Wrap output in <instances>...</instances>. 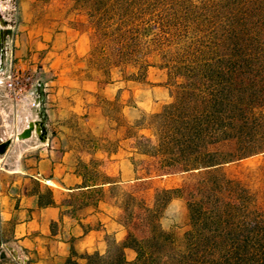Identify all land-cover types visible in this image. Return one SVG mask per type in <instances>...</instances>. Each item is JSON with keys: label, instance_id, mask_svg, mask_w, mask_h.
Instances as JSON below:
<instances>
[{"label": "trees", "instance_id": "16d2710c", "mask_svg": "<svg viewBox=\"0 0 264 264\" xmlns=\"http://www.w3.org/2000/svg\"><path fill=\"white\" fill-rule=\"evenodd\" d=\"M75 1L94 30L85 59L89 79L108 83L117 75L149 84L153 54L160 55L159 66L169 77L185 78L174 81L173 100L158 112L147 113L129 101L134 114L122 123L128 137L144 138L141 129L152 131L153 140L137 139L135 147L157 158L166 173H194L181 185L157 190L152 207L101 171L89 176L108 184V191L122 190L128 206L136 201L138 222L148 234L139 237L127 229L122 240H106L105 253L76 255L86 264H264V207L254 192L220 171L224 164L264 152V0ZM101 99L116 102L124 117L122 104ZM98 140L89 132L92 147L101 146ZM221 142L232 148L211 149ZM50 195L46 189L43 203H54ZM175 199L184 201L187 212L181 235L163 222ZM127 250L134 252L132 259Z\"/></svg>", "mask_w": 264, "mask_h": 264}, {"label": "rangeland", "instance_id": "374dc122", "mask_svg": "<svg viewBox=\"0 0 264 264\" xmlns=\"http://www.w3.org/2000/svg\"><path fill=\"white\" fill-rule=\"evenodd\" d=\"M81 7V4L75 0H0V55L2 57L0 79L2 72L8 68L12 60L16 65L33 73L43 83L37 91L39 104L36 107H30L26 103H15L6 96L2 84H0V100L14 106L16 112H19L20 116L17 119L22 125L27 121L42 122L47 136L54 133L52 124L62 119L55 111L56 107L49 105L55 103L52 97L47 96L49 93L47 89L51 88V84H48L50 80L55 78V73L59 72L78 78L89 77V68H86L85 59L93 44L94 30L89 26L86 14ZM81 33L87 37L84 42L87 52L83 56H78L73 43ZM149 61L152 63L147 72L149 84L140 85L115 75L114 80L123 81L125 84L120 90L121 93L113 94L108 88L89 92V100L98 105H104L110 116V119H106L104 134L98 140V144L108 149L111 154L119 150L118 146L128 148L131 143L135 144L137 139L153 140L152 131L149 129H141L138 132L144 138H138L135 135L128 139L122 122L125 117L126 120H131L134 114L128 110L129 101L147 113L158 112L164 104L173 100L174 81L177 83L185 81L182 75L169 77L168 70L159 66L161 61L159 54L151 55ZM99 84L102 87L107 86L105 82ZM102 97L115 99L125 106L122 110L125 113L124 117L116 106V102L103 103ZM63 120L69 128L61 133L62 147H73L77 151V157L80 155L85 157V150L89 151L92 144H89V131L83 124V117L69 114L63 117ZM29 124L30 122L25 129ZM42 135L40 131H34V143L9 144L6 152H1L5 149L0 145V264H74V260L65 261L54 257L47 263H37L41 257L30 255L29 251L13 238L12 220H5L7 213L13 211V206L17 204L19 195L27 191L34 192L37 189L38 181L29 177L27 173H33L40 148L48 147L41 144L39 136ZM231 148L230 142L211 146L213 150H230ZM84 159L75 157L73 162H77L78 170L86 174L88 179L89 176L93 177L95 173L101 171L100 163ZM134 164L136 170L142 174L140 176H148V178L137 182L127 180L117 186L131 193L137 200L141 199L147 207L153 206L157 190L181 185L194 175L193 172L166 173L164 169H161L159 160L154 157L137 160ZM123 168L127 169V163L123 164ZM220 171L230 178L238 179L254 192L259 204L264 207V152L224 164L220 167ZM120 189L104 190L103 193H97L98 195L93 194V199L98 197L105 201L109 213L120 222L124 230L121 239H117L112 232L106 234L105 244L106 240L111 238L116 241L122 240L127 234V229L139 237L148 234L146 226L138 222L141 210L137 207L136 201L128 206ZM165 212L167 215V218L163 220L165 226H171L178 235H181L187 227L184 201L173 200L166 207ZM123 223L127 226L125 227ZM126 256L132 259L134 252L127 250Z\"/></svg>", "mask_w": 264, "mask_h": 264}, {"label": "crops", "instance_id": "0c3cea01", "mask_svg": "<svg viewBox=\"0 0 264 264\" xmlns=\"http://www.w3.org/2000/svg\"><path fill=\"white\" fill-rule=\"evenodd\" d=\"M86 38L81 33L73 43L78 56L87 52L84 47ZM99 83L101 82L89 77L78 78L63 72L55 73V78L48 83L51 88L47 89V96L55 100L54 104L49 105L56 107L55 111L62 119L52 124L54 133L49 136L45 134L46 128L42 122L27 121L22 125L17 119L20 115L14 106L0 100V145L5 149L1 152H6L9 144L34 143L33 132L37 130L43 133L39 136L41 144L48 146L45 149L40 148L33 173H27L38 181L37 189L19 195L13 211H9L5 217L7 221L12 220L13 238L17 239L30 255L41 257L37 263H47L54 257L65 261L70 258L79 264H86L85 259L76 253L97 251L103 254L106 251V234L112 232L117 239L124 235L123 226L111 216L105 201L98 197L93 199V194L96 195L98 189L107 190L108 184L95 183L88 179L86 174L78 170L77 162H73L75 157L85 158L84 160L89 162L99 161L101 172L116 185L127 180L137 182L148 178L140 176L142 174L136 170L134 163L151 156L138 153L133 143L128 148L118 146L119 150L112 154L106 152L102 146L91 147L89 151L85 150V157H77V151L73 147H62L61 133L69 128L63 117L69 114L82 116L85 128L92 135L102 138L106 117L101 105L89 100V92L108 88L111 93L117 94L125 84L114 79L104 87ZM28 122L31 123V128L29 133L23 136L21 133ZM125 163L127 169L123 168ZM46 189L51 191L49 199L54 203H43Z\"/></svg>", "mask_w": 264, "mask_h": 264}, {"label": "built area", "instance_id": "2783aa9c", "mask_svg": "<svg viewBox=\"0 0 264 264\" xmlns=\"http://www.w3.org/2000/svg\"><path fill=\"white\" fill-rule=\"evenodd\" d=\"M0 84L15 103H26L30 107L39 104L37 91L43 83L33 73L16 65L12 60L8 68L2 72Z\"/></svg>", "mask_w": 264, "mask_h": 264}, {"label": "bare ground", "instance_id": "6f19581e", "mask_svg": "<svg viewBox=\"0 0 264 264\" xmlns=\"http://www.w3.org/2000/svg\"><path fill=\"white\" fill-rule=\"evenodd\" d=\"M2 63V62H1ZM31 128V123L29 124V126L23 131L22 135H27L29 133V130Z\"/></svg>", "mask_w": 264, "mask_h": 264}, {"label": "water", "instance_id": "95a60500", "mask_svg": "<svg viewBox=\"0 0 264 264\" xmlns=\"http://www.w3.org/2000/svg\"><path fill=\"white\" fill-rule=\"evenodd\" d=\"M1 30V29H0ZM1 32V31H0ZM1 61H2V57H1V55H0V68H1Z\"/></svg>", "mask_w": 264, "mask_h": 264}, {"label": "flooded vegetation", "instance_id": "af4514ba", "mask_svg": "<svg viewBox=\"0 0 264 264\" xmlns=\"http://www.w3.org/2000/svg\"><path fill=\"white\" fill-rule=\"evenodd\" d=\"M0 46H1V40H0Z\"/></svg>", "mask_w": 264, "mask_h": 264}]
</instances>
